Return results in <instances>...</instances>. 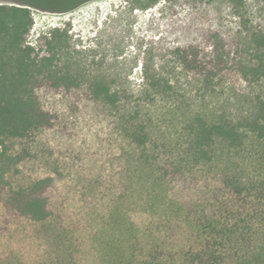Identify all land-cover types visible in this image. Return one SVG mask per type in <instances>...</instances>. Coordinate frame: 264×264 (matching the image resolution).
Wrapping results in <instances>:
<instances>
[{
  "label": "trees",
  "instance_id": "obj_1",
  "mask_svg": "<svg viewBox=\"0 0 264 264\" xmlns=\"http://www.w3.org/2000/svg\"><path fill=\"white\" fill-rule=\"evenodd\" d=\"M128 1L182 13L137 84L0 3V264H264V0Z\"/></svg>",
  "mask_w": 264,
  "mask_h": 264
},
{
  "label": "rangeland",
  "instance_id": "obj_2",
  "mask_svg": "<svg viewBox=\"0 0 264 264\" xmlns=\"http://www.w3.org/2000/svg\"><path fill=\"white\" fill-rule=\"evenodd\" d=\"M52 1L0 0V3H29L34 18L28 37L31 43H36L40 36L55 27H66L73 48L88 64L94 61L113 64L116 55L122 54L119 67L130 73L133 84L139 83L143 59L140 49L155 41L159 52H165L178 37L177 22L182 13L162 11L164 3L148 10H133L128 0H85L70 10H60L49 8ZM211 17L212 14L208 19ZM256 17L264 25V6L256 8ZM168 122L177 123L178 120ZM171 130L176 127L172 126ZM3 248L1 244L0 249Z\"/></svg>",
  "mask_w": 264,
  "mask_h": 264
}]
</instances>
